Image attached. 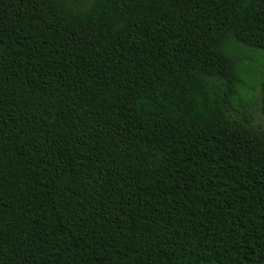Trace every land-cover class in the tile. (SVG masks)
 I'll return each mask as SVG.
<instances>
[{"label": "trees", "instance_id": "obj_1", "mask_svg": "<svg viewBox=\"0 0 264 264\" xmlns=\"http://www.w3.org/2000/svg\"><path fill=\"white\" fill-rule=\"evenodd\" d=\"M246 50L264 0H0V264H264Z\"/></svg>", "mask_w": 264, "mask_h": 264}, {"label": "rangeland", "instance_id": "obj_2", "mask_svg": "<svg viewBox=\"0 0 264 264\" xmlns=\"http://www.w3.org/2000/svg\"><path fill=\"white\" fill-rule=\"evenodd\" d=\"M243 66L247 69L248 73L244 74L247 81H251L255 75L264 72V53L259 50H246L242 57ZM248 100L247 108L244 110L241 106L237 105L238 115L242 116L243 113L247 115L250 123L255 126L264 128V116L260 112L257 103L254 102V97L258 95V84L256 90L253 91Z\"/></svg>", "mask_w": 264, "mask_h": 264}]
</instances>
